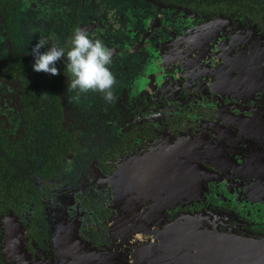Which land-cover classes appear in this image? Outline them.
Listing matches in <instances>:
<instances>
[{"label": "flooded vegetation", "instance_id": "af4514ba", "mask_svg": "<svg viewBox=\"0 0 264 264\" xmlns=\"http://www.w3.org/2000/svg\"><path fill=\"white\" fill-rule=\"evenodd\" d=\"M77 28L111 102L33 69ZM205 211L264 233V0H0V264H152L151 230Z\"/></svg>", "mask_w": 264, "mask_h": 264}, {"label": "water", "instance_id": "95a60500", "mask_svg": "<svg viewBox=\"0 0 264 264\" xmlns=\"http://www.w3.org/2000/svg\"><path fill=\"white\" fill-rule=\"evenodd\" d=\"M151 237L144 257L152 264H264V233L228 212L182 214Z\"/></svg>", "mask_w": 264, "mask_h": 264}, {"label": "clouds", "instance_id": "9594fccd", "mask_svg": "<svg viewBox=\"0 0 264 264\" xmlns=\"http://www.w3.org/2000/svg\"><path fill=\"white\" fill-rule=\"evenodd\" d=\"M45 44L46 41L41 39L32 48L34 71L58 75L60 70L56 67L57 62L66 58L69 81L67 91L78 93L74 99L79 100V94L92 91L102 93L108 102L114 100L112 88L116 78L109 68L114 50L108 48L102 40L91 37L84 28H77L67 51L56 44L41 51Z\"/></svg>", "mask_w": 264, "mask_h": 264}, {"label": "rangeland", "instance_id": "374dc122", "mask_svg": "<svg viewBox=\"0 0 264 264\" xmlns=\"http://www.w3.org/2000/svg\"><path fill=\"white\" fill-rule=\"evenodd\" d=\"M133 219H137L140 217V215L138 213L132 212V216Z\"/></svg>", "mask_w": 264, "mask_h": 264}]
</instances>
